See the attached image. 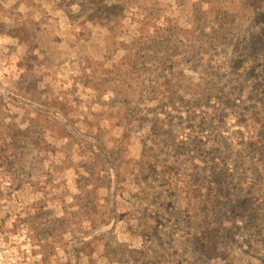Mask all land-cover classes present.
I'll list each match as a JSON object with an SVG mask.
<instances>
[{
  "label": "rangeland",
  "instance_id": "374dc122",
  "mask_svg": "<svg viewBox=\"0 0 264 264\" xmlns=\"http://www.w3.org/2000/svg\"><path fill=\"white\" fill-rule=\"evenodd\" d=\"M260 135L264 5L0 0V264H264Z\"/></svg>",
  "mask_w": 264,
  "mask_h": 264
},
{
  "label": "trees",
  "instance_id": "16d2710c",
  "mask_svg": "<svg viewBox=\"0 0 264 264\" xmlns=\"http://www.w3.org/2000/svg\"><path fill=\"white\" fill-rule=\"evenodd\" d=\"M254 3H256L257 5H264V0H253ZM259 140H261V142H264V135H260L257 137ZM13 145L10 143L7 145L6 150L8 153H13ZM6 152V153H7ZM223 187L221 186V189ZM223 204V203H222ZM247 207V206H246ZM245 207V208H246ZM252 212H254L252 215L249 216V222H252L253 225L251 224L250 229L253 231L254 234H256V236L261 239L264 242V211H263V215L259 216V211H255L253 210ZM217 217H215V220H217L218 218H220V213L217 212ZM201 220V219H200ZM224 222L222 217L220 219H218V228L216 227H212V228H207L206 227V223L207 220H201L198 228L200 230L199 237H195L193 238V240L191 241V244H195V249H196V253L194 255V257L192 258V260L197 261L199 260L201 257H206V258H211L212 255L209 253L210 251H215V249L217 248L215 244L212 245L213 240L218 236V235H223L225 236L226 234H229V229L224 227ZM207 228V229H205Z\"/></svg>",
  "mask_w": 264,
  "mask_h": 264
}]
</instances>
